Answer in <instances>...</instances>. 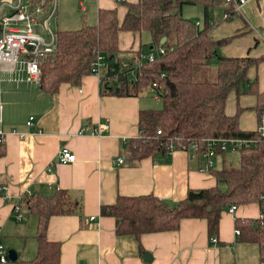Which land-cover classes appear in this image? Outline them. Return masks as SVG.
<instances>
[{
    "label": "crops",
    "instance_id": "obj_1",
    "mask_svg": "<svg viewBox=\"0 0 264 264\" xmlns=\"http://www.w3.org/2000/svg\"><path fill=\"white\" fill-rule=\"evenodd\" d=\"M136 2L57 0L50 30L56 34L95 26L99 10L115 9L122 20L126 13L123 3ZM22 3L34 5L28 0ZM247 4L238 17L243 19ZM10 13L11 9L4 6L1 16ZM261 15L260 27L264 28V14ZM220 17L219 23L208 17L214 40L232 38L218 50L220 56H264V40L256 34L251 20L227 24L234 18L223 21ZM42 36L49 41L47 33ZM141 36L120 33L118 58L122 65L130 64L136 52L141 54ZM14 69L7 63L0 70L5 134V152L0 158V240L8 252L16 253L19 261H31L36 256L38 219L21 209L23 218L16 221L13 207L28 195L50 197L65 191L78 207L69 214L52 217L46 232L48 241L60 245L59 264H264L259 260L258 246L235 235L236 220L258 219L260 210L256 203L238 206L233 215L227 209L222 212L215 244L208 237L206 222L199 219H184L177 231L146 234L139 242L132 236H117L116 220L103 216L101 208L112 206L118 197L153 195L171 207L183 200L189 190L215 187L216 179L201 171L206 166L201 158L180 150L130 162L129 143L138 137L139 114L151 110L150 103L141 94L129 98L102 96L100 81L111 76L109 64L98 77H84L79 87L63 84L54 95L25 82L23 71L13 72ZM251 70L256 73L257 92L248 93L255 96L247 100L251 104L239 107L238 125L242 131H254L257 112L264 101V61L252 66L248 73ZM248 79L252 82L249 76ZM225 113L236 114H231L227 106ZM29 118H33L31 127L26 125ZM98 124L107 125L108 129L92 134ZM64 148L75 155L74 163L58 162ZM118 159L123 163L118 164ZM222 164L219 158L215 166L220 168ZM144 254L150 255V262L144 261Z\"/></svg>",
    "mask_w": 264,
    "mask_h": 264
},
{
    "label": "trees",
    "instance_id": "obj_2",
    "mask_svg": "<svg viewBox=\"0 0 264 264\" xmlns=\"http://www.w3.org/2000/svg\"><path fill=\"white\" fill-rule=\"evenodd\" d=\"M194 4L203 7L202 27L182 16L183 6ZM224 4L225 0H137L123 3L126 13L122 20L115 9L99 10L95 26L56 33L57 49L41 65L39 87L49 95L56 94L63 84L79 87L82 79L91 75L97 53L104 54L111 70L118 73L122 67L118 58L120 33L148 32L151 50L157 53L162 48L164 53L156 54L153 62L143 63L140 51L136 52L112 83L100 81L101 95L117 98L137 97L153 83L161 86L156 94L162 108L139 114V134L130 141L127 151L130 162L164 155L171 141L200 143L209 138L252 137L253 131L239 129L240 109L228 116L225 107L232 91L237 97L244 95L242 88L247 86L249 93L257 92L256 83L248 79V70L264 61V56L253 59L219 55L218 50L232 38L214 40L208 14L212 8H222L223 15ZM111 56L113 60L108 61ZM213 59L217 67L210 79ZM4 152L5 145L0 142V158ZM233 153L239 154L237 167L226 165V153L220 156L222 166L209 172L216 179L215 187L189 190L174 206L168 207L153 195L118 197L112 206H103L101 214L116 220L117 236H132L138 242L146 234L175 232L184 219L204 220L211 240L219 233L222 212L232 205L258 204L264 192V142ZM220 184L225 185L224 191L219 189ZM18 204L37 216V253L31 261L17 259L6 264H59L60 245L47 240V226L52 217L69 214L78 206L65 191L50 197L31 196ZM235 228L241 241L258 246L259 260L264 263V225L258 220L238 219Z\"/></svg>",
    "mask_w": 264,
    "mask_h": 264
},
{
    "label": "built area",
    "instance_id": "obj_3",
    "mask_svg": "<svg viewBox=\"0 0 264 264\" xmlns=\"http://www.w3.org/2000/svg\"><path fill=\"white\" fill-rule=\"evenodd\" d=\"M30 4L22 3V0H0V70H4V66L10 63L15 68L13 72L22 70L24 73V81L39 86L41 77V65L49 57H51L57 49V36L50 30V22L56 14L57 0H28ZM249 0H225L224 12L222 20L227 21L242 15L243 7ZM52 4V6H50ZM6 6L11 9L8 16H1L2 8ZM50 6V7H49ZM47 8H49L47 10ZM199 25V23H196ZM49 35V41H46L42 33ZM164 50L158 48L157 54H163ZM155 56L148 55L147 62H153ZM106 57L102 53H97L91 63V75L99 76L101 70L106 66ZM128 65L123 64L118 73H121ZM111 69V68H110ZM111 76L104 83H112L113 77H117L118 73L110 70ZM152 89L158 91L161 86L153 83ZM33 118H29L27 126H32ZM2 103L0 98V142L4 143L5 134L2 130ZM107 125L98 124L92 134L99 135L107 130ZM254 135L249 138H209L197 142L175 144L172 141L165 147V154H170L175 150L191 153L201 158L206 166L204 173H209L215 166L216 160L226 153L238 152L258 146L264 142V101L259 106L256 116V127ZM160 134V132H158ZM76 161V157L67 148L62 149L58 155L60 164H72ZM118 164H122L123 160L118 159ZM6 190V187L3 188ZM26 196L25 198H28ZM259 216L258 221L264 225V192L259 195L258 200ZM237 207L232 205L228 207L229 214H234ZM13 213L16 221L23 218L21 207L16 204L13 207ZM235 235H240L239 230H235ZM213 244L217 243V238L212 237L210 240ZM9 261L8 251L4 248L0 240V264H6Z\"/></svg>",
    "mask_w": 264,
    "mask_h": 264
},
{
    "label": "rangeland",
    "instance_id": "obj_4",
    "mask_svg": "<svg viewBox=\"0 0 264 264\" xmlns=\"http://www.w3.org/2000/svg\"><path fill=\"white\" fill-rule=\"evenodd\" d=\"M24 1V0H23ZM246 11H243V19L246 21H252L251 23L254 24L256 27L257 31L256 34L260 39L263 38L264 40V28H261L262 26V21H263V16L261 14H264V3L262 0H249V3L247 4ZM246 6V5H245ZM183 12L182 16L186 19L191 20L192 22H199L201 24V27L204 26V10L202 5L200 4H194V5H184L183 6ZM244 10V8H243ZM253 11V12H252ZM222 13V8H212L209 10V20H211L214 23H219L221 21V14ZM261 13V14H260ZM216 18V20L214 19ZM242 18L240 17H235L234 20L228 22L227 24H231L232 22L236 23H241ZM250 34V33H249ZM141 42H142V47H141V62L145 63L146 58L148 55H153L156 56V51L150 50V34L148 32H143L141 36ZM264 42V41H262ZM220 55V53H219ZM106 64H109L106 62ZM217 67V60L213 59L210 63V71L208 75L211 77L210 79L213 78L215 74V68ZM255 72L254 70H251L248 73V76L250 77L252 83L256 81L255 77ZM133 75V74H132ZM135 75V72H134ZM260 75V71L258 70V74ZM250 92V88L244 87L242 88V93H244L243 96H240L237 100L236 93L233 91L229 95L228 101H227V110L231 114H235L236 111L239 109V107H244L247 106L248 103L247 100H252V97L255 98V96H252L251 94H248ZM141 97L147 98L149 101L150 109H156L160 110L162 108V103L160 99H158L156 91H154L151 87H147L145 90L142 91ZM225 162L227 166L230 167H237L239 164V154L237 153H228L225 155ZM217 168V166H215ZM219 189L225 190L226 187L223 184L219 185Z\"/></svg>",
    "mask_w": 264,
    "mask_h": 264
},
{
    "label": "water",
    "instance_id": "obj_5",
    "mask_svg": "<svg viewBox=\"0 0 264 264\" xmlns=\"http://www.w3.org/2000/svg\"><path fill=\"white\" fill-rule=\"evenodd\" d=\"M165 42V39H162L161 43L163 44ZM114 58V56H111L110 58H108V61H112ZM130 76V75H129ZM122 79V78H121ZM8 258L11 262H15L17 260V255L14 251H9L8 252ZM151 257L148 254H144V261L145 262H150Z\"/></svg>",
    "mask_w": 264,
    "mask_h": 264
}]
</instances>
